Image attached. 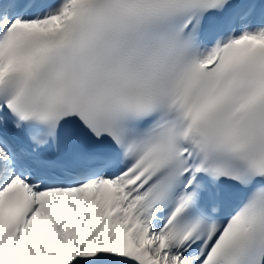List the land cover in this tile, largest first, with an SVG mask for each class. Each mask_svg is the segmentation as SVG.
Wrapping results in <instances>:
<instances>
[{
  "label": "snow or ice",
  "instance_id": "snow-or-ice-1",
  "mask_svg": "<svg viewBox=\"0 0 264 264\" xmlns=\"http://www.w3.org/2000/svg\"><path fill=\"white\" fill-rule=\"evenodd\" d=\"M0 264H264V0H0Z\"/></svg>",
  "mask_w": 264,
  "mask_h": 264
}]
</instances>
